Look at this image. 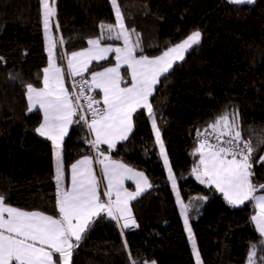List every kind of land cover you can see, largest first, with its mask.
Returning <instances> with one entry per match:
<instances>
[{"label": "trees", "instance_id": "1", "mask_svg": "<svg viewBox=\"0 0 264 264\" xmlns=\"http://www.w3.org/2000/svg\"><path fill=\"white\" fill-rule=\"evenodd\" d=\"M118 4L134 44L139 37L137 55H158L193 31L201 32L200 43L160 78L150 103L181 197L202 199L198 215L190 219L203 264H248L253 244L255 264H261L264 237L251 220L253 202L229 204L214 186L201 184L192 168L199 160L193 154L197 130L204 133L216 118L238 113L242 138L251 140L255 149L252 182L264 184L260 160L264 156L260 143L264 133V0L243 5L229 0H118ZM55 6V57L64 68L68 53L101 36V23L116 21L111 0H56ZM48 62L39 0H0V194L13 206L58 215L52 143L35 131L42 111H29L26 96V85L43 84ZM113 62V57L94 61L83 78ZM69 77L68 87L77 103ZM87 92L99 98L97 90ZM91 141L86 123L70 125L62 146L66 183L71 164L94 154ZM101 148L111 158L142 171L152 187L132 202L137 227L122 228L101 213L74 249L72 264H195L147 109L134 114L127 140L119 141L114 149Z\"/></svg>", "mask_w": 264, "mask_h": 264}, {"label": "snow or ice", "instance_id": "2", "mask_svg": "<svg viewBox=\"0 0 264 264\" xmlns=\"http://www.w3.org/2000/svg\"><path fill=\"white\" fill-rule=\"evenodd\" d=\"M39 3L45 37L48 40L49 62L48 67L43 69V87L26 85V96L29 111L38 107L43 112V122L35 131L52 143L56 166L58 216L10 206L7 198L0 194V264H57L54 255H58V264H72L73 251L79 246L90 220L101 213H106L118 224L123 220V228L138 226L132 216L130 202L151 188V183L144 173L135 171L121 161L113 160L99 149L102 144L107 145L109 150L114 149L119 141L128 139L133 129V115L138 109L148 111L156 142L160 145L161 156L168 170V179L171 180L173 188H176V178L164 151L149 98L160 78L170 71L174 62L183 60L184 53L201 40V32L193 31L182 42L168 47L160 55L138 56L136 50L140 43L139 37L137 36L135 44L130 41V33L124 24L118 0H111L116 16L115 24L101 23L100 37L89 39V47L67 55L68 74L75 78L83 77L93 61L106 60L110 53H115V66L92 72L91 83L83 79L80 82L81 95L85 91V85L89 91L95 88L103 93L102 107L94 108L93 104L99 105L101 101L85 97L89 101L88 109L91 111V122L88 123L86 116L79 113L80 106L73 102L72 93L65 87L64 69L56 63L54 50L57 45L52 35V21L57 15L56 0H39ZM229 3L243 5L253 3V0H229ZM55 28L59 30L58 22ZM105 31L108 33L107 39H122L124 46H101ZM60 43H63L62 39ZM122 66H126L130 74V84L121 76ZM122 84L125 86L121 87ZM76 99L79 100V96ZM77 116L79 119L74 120ZM237 117L238 113L233 114L231 119L224 114L210 123L204 133L197 130L198 146L194 148L193 154H198L199 160L192 168V173L201 184L214 186L233 206L253 202L256 214L251 220L256 230L264 237V195L255 194L264 189V184L256 186L252 182L254 173L251 159L255 149L251 140L242 138L236 123ZM82 121L95 136L91 141L92 147L97 150L98 156L103 157L97 161L101 165V177L94 172L92 157L84 156L71 165L70 187L65 188L63 141L70 125ZM208 129H211V132ZM210 139H214L215 143L210 142ZM260 143L264 144V133L261 134ZM260 160L264 162V156ZM126 180H134L135 191H129L125 187ZM103 181H106V187L101 192ZM102 196L107 199H102ZM177 197L195 264H202L189 225L187 206L179 200V192ZM261 246L264 248V240H261ZM255 257L256 245L253 244L248 264H255ZM132 264L136 262L133 261ZM261 264H264V257L261 258Z\"/></svg>", "mask_w": 264, "mask_h": 264}, {"label": "crops", "instance_id": "3", "mask_svg": "<svg viewBox=\"0 0 264 264\" xmlns=\"http://www.w3.org/2000/svg\"><path fill=\"white\" fill-rule=\"evenodd\" d=\"M127 29V28H126ZM128 30V29H127ZM98 37H100V36H95V37H92V38H90V39H96V38H98ZM187 38V37H186ZM185 38V39H186ZM106 37L104 36V38L101 40V46H106V45H112L113 47H123L124 46V41L121 39V40H116L115 42L114 41H106ZM184 40V39H183ZM183 40H181L180 42H182ZM130 41L134 44V41H132V37L130 36ZM180 42H178V43H180ZM178 43H176V44H178ZM175 44H173V45H171L170 47H172V46H174ZM195 45H193V47H194ZM87 47H89V45H88V43H87V45L85 46V47H83V48H80V49H77V50H75V51H81L82 49H85V48H87ZM167 49V48H166ZM165 49V50H166ZM191 49V48H190ZM190 49H188V51L190 50ZM164 50V51H165ZM55 51V50H54ZM188 51H186L185 53H184V57H185V55H186V53L188 52ZM73 52V51H72ZM71 54V52L70 53H68V55H70ZM160 54H162V52L160 53ZM160 54H158V55H160ZM139 56V55H138ZM155 56H157V55H155ZM109 57H113V59H114V62L113 63H111V64H109V65H107V66H105V67H103V68H101V69H98V70H95V71H93V72H97V71H103V69L104 68H106V67H113V66H115V53H110L109 55H108V58ZM149 57H154V56H149ZM56 58V57H55ZM177 61H179V60H177ZM177 61H175L174 62V64L177 62ZM94 62V61H93ZM92 62V63H93ZM57 63V62H56ZM91 63V64H92ZM58 64V63H57ZM173 64V65H174ZM58 66H61V65H59L58 64ZM48 67V66H47ZM63 69H64V75H65V87L69 90V92L71 93V91H70V89H69V87H68V83H67V75H68V70H67V58H66V67L64 68L63 66H61ZM86 73V72H85ZM84 73V74H85ZM83 74V75H84ZM121 76L130 84V80H131V77H130V74L128 73V71H127V69H126V66H122L121 67ZM89 78H90V83H91V73L89 74ZM125 85L124 84H122L121 85V87H124ZM157 86V85H156ZM156 86H155V88H156ZM34 87H36V86H34ZM40 87H43V84L40 86ZM39 88V87H38ZM93 89H95V88H93ZM95 90H97L98 91V93H99V98L102 100V98H103V93L99 90V89H95ZM154 92H155V90H154ZM151 98V97H150ZM150 98H149V102H150ZM72 99H73V97H72ZM73 102H74V99H73ZM38 108V107H37ZM35 109V108H34ZM139 110V109H138ZM42 111V110H41ZM135 114V113H134ZM43 122V112H42V120H41V122H40V124ZM39 124V125H40ZM39 127V126H38ZM133 128H134V115H133ZM133 130V129H132ZM211 130V129H210ZM132 132V131H131ZM130 135V134H129ZM91 138H92V141L95 139V136H94V134L93 133H91ZM103 146V144L102 145H99V149L101 150V151H104V150H102V147ZM107 146V145H106ZM104 154L105 155H109L107 152H105L104 151ZM84 156H90V157H92V159H93V169H94V172L96 173V175L98 176V177H101V165L97 162L98 161V159H103V157L102 156H98V153H97V150L94 148V154H87V155H84ZM84 156H81L80 158H78L76 161H74L72 164H74V163H76L78 160H81V159H83L84 158ZM55 157V156H54ZM63 157V156H62ZM113 160H117V161H121V160H118V159H114V158H112ZM122 162V161H121ZM122 163H124V162H122ZM71 164V165H72ZM125 164V163H124ZM127 165V164H126ZM128 167H130V168H132V169H134L135 171H137V172H142V171H140V170H137V169H135V168H133V167H131V166H129V165H127ZM143 173V172H142ZM145 175V174H144ZM146 176V175H145ZM70 177H71V166H70V169H69V179H68V182L66 183V180H65V176L63 177V186L65 187V188H68V187H70ZM106 187V181H103L102 183H101V186H100V188H101V192H103V190H104V188ZM125 187L129 190V191H135V187H136V185H135V182H134V180H126L125 181ZM149 189V188H148ZM148 189H146L145 191H143L139 196H141L143 193H145ZM256 195H264V191H257L256 193H255ZM138 196V197H139ZM137 197V198H138ZM102 199H104V200H106L107 198L106 197H103L102 196ZM134 200H132L131 202H130V208H131V212H132V216H133V218H134V215H133V210H132V207H131V205H132V202H133ZM10 206H13V205H11V204H9ZM13 207H16V206H13ZM17 208H19V207H17ZM19 209H21V210H27V209H23V208H19ZM29 211H31V210H29ZM45 214H48V215H52V214H49V213H46V212H44ZM255 214H256V212H255ZM255 214H253V215H255ZM53 216H58V215H53ZM95 217H93L91 220H90V222H89V224H88V226H87V228L89 227V225L91 224V222L93 221V219H94ZM119 224H120V226L122 227V225H123V220H121L120 222H119ZM123 228V227H122ZM131 228V227H130ZM125 229H128V228H125ZM87 230V229H86ZM84 235V234H83ZM54 260L55 261H57V264H58V255H54Z\"/></svg>", "mask_w": 264, "mask_h": 264}, {"label": "rangeland", "instance_id": "4", "mask_svg": "<svg viewBox=\"0 0 264 264\" xmlns=\"http://www.w3.org/2000/svg\"><path fill=\"white\" fill-rule=\"evenodd\" d=\"M255 0H253V2H254ZM197 31V30H196ZM44 33H45V31H44ZM52 35H53V37H54V32H53V21H52ZM45 39H46V37H45ZM46 47H47V50H48V40L46 39ZM229 116V118L231 119V117L233 116V114H231V115H228ZM151 119V118H150ZM151 122H152V120H151ZM157 126V125H156ZM157 129L159 130V134H160V139H161V141L163 142V139H162V134H161V130L157 127ZM153 131H154V129H153ZM154 135H155V140H156V134H155V131H154ZM156 144H157V146H158V150H159V154H160V157H161V159H162V161H163V157L161 156V149H160V145L156 142ZM163 145H164V143H163ZM164 151L166 152V148H165V145H164ZM166 154H167V152H166ZM62 156H63V153H62ZM167 157H168V155H167ZM54 161H55V157H54ZM168 161H169V165L171 166V164H170V160H169V157H168ZM164 163V162H163ZM252 163V162H251ZM165 166V165H164ZM55 168H56V166H55ZM172 168V167H171ZM165 169H166V172H167V175H168V170H167V168L165 167ZM172 172H173V169H172ZM252 172H253V169H252ZM173 174H174V172H173ZM176 178V177H175ZM169 182H170V184H171V188H172V191H173V193H174V196H175V198H176V201H177V206H178V209H179V212H180V214H181V217H182V219H183V221H184V216L182 215V209H181V204L178 202V197H177V192H179V188H178V183H177V179H176V188L174 189L173 188V186H172V182H171V180H169ZM259 185H261V184H258V186ZM197 196H202V197H206L205 195H197ZM195 197V196H194ZM192 198V199H190V200H184L182 197H181V195H180V192H179V200L180 201H182L183 202V204L184 205H186L187 206V215H188V221H189V225H190V227H191V229H192V232H193V228H192V226H191V215H198L197 213H196V210L198 209V208H200V205H201V203H202V199L201 198ZM191 213H194V214H191ZM255 214V213H254ZM188 234V233H187ZM193 235H194V233H193ZM190 242V241H189ZM195 243H196V239H195ZM190 246H191V249H192V245H191V242H190ZM196 246H197V243H196ZM197 248H198V246H197ZM199 250V249H198ZM193 252V251H192ZM202 259V258H201ZM202 264H203V261H202Z\"/></svg>", "mask_w": 264, "mask_h": 264}, {"label": "built area", "instance_id": "5", "mask_svg": "<svg viewBox=\"0 0 264 264\" xmlns=\"http://www.w3.org/2000/svg\"><path fill=\"white\" fill-rule=\"evenodd\" d=\"M69 79H70L71 88H72V91H73V93L75 95V98L77 96H79V100L76 99V102L80 106V110H81L82 114H84L86 116V119H87L88 123H90L91 122V111L88 109L89 101L86 100L85 97L86 96L87 97H92L94 100L101 101V103L99 105L93 104L94 108L95 107H102L103 106L102 100L100 98H98V97L94 98V95L92 93L87 92V90H88V86L87 85H85V91H84L83 95L80 94V82H81V80L82 79L83 80H87L90 83V78L89 77H85V78H83V77H75V78H73V77L70 76ZM74 85H75V87H74ZM224 139H227V137H224ZM210 142L215 143V140L214 139H210Z\"/></svg>", "mask_w": 264, "mask_h": 264}]
</instances>
